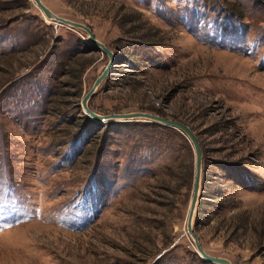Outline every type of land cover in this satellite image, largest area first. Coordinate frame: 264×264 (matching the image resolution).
<instances>
[{
  "label": "rangeland",
  "instance_id": "374dc122",
  "mask_svg": "<svg viewBox=\"0 0 264 264\" xmlns=\"http://www.w3.org/2000/svg\"><path fill=\"white\" fill-rule=\"evenodd\" d=\"M41 1L115 54L91 110L198 136L203 249L264 264V0ZM107 62L32 0H0V264H213L186 232L187 137L84 113Z\"/></svg>",
  "mask_w": 264,
  "mask_h": 264
},
{
  "label": "water",
  "instance_id": "95a60500",
  "mask_svg": "<svg viewBox=\"0 0 264 264\" xmlns=\"http://www.w3.org/2000/svg\"><path fill=\"white\" fill-rule=\"evenodd\" d=\"M32 1L35 4V6L40 9V11L43 13L45 18L49 20H53L58 24L65 25L70 28H77L86 32V34L88 35L89 43L94 48L101 50L103 53H105L108 56V62L105 65L104 69L96 77L91 88L85 93V95L82 98V108L84 110V113H86L91 118L99 122H104L109 119H117L123 121L137 120V119L149 120L156 122L158 124L175 128L187 137L194 151V175H193L191 198L189 201L188 213L186 217V232L192 238L196 252L204 261L213 264H233L227 258L214 256L207 253L203 249L199 241V238L193 229V217L199 198L201 173H202V155H203L200 141L198 139V136L195 134V132L187 124L181 121L165 118L148 112L137 111V112H124V113H112V114L100 115L95 113L93 110H91L90 107L88 106V101L95 93L99 84L106 78V76L112 71V68L115 66L116 63L115 54L109 47H107L103 42H101L95 37L94 32L89 26L85 25L84 23L67 19L55 14L41 0H32Z\"/></svg>",
  "mask_w": 264,
  "mask_h": 264
}]
</instances>
